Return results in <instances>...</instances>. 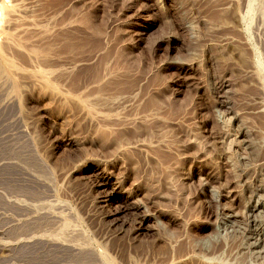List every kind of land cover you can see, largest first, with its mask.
Here are the masks:
<instances>
[{
    "label": "rangeland",
    "instance_id": "rangeland-1",
    "mask_svg": "<svg viewBox=\"0 0 264 264\" xmlns=\"http://www.w3.org/2000/svg\"><path fill=\"white\" fill-rule=\"evenodd\" d=\"M258 203L264 0H0V264H260Z\"/></svg>",
    "mask_w": 264,
    "mask_h": 264
},
{
    "label": "bare ground",
    "instance_id": "bare-ground-1",
    "mask_svg": "<svg viewBox=\"0 0 264 264\" xmlns=\"http://www.w3.org/2000/svg\"><path fill=\"white\" fill-rule=\"evenodd\" d=\"M258 206V208L257 209H260V208H262L263 209V207H264V204L263 203H258V204H256V207ZM257 209H255V210H257ZM259 232V231H258ZM257 232V233H258ZM262 238H264V234L262 235ZM255 239V238H254ZM259 240H261V239H258V240H256V241H254V242H251V243H246V244H248V249L249 248H256V249H258L259 248V243L257 242V241H259ZM246 248V247H245ZM247 249V250H248ZM246 250V251H247ZM258 251V250H257ZM248 252H249V250H248ZM259 257V256H258ZM263 263H264V261H262ZM262 262H260V264L262 263ZM255 264V263H254Z\"/></svg>",
    "mask_w": 264,
    "mask_h": 264
}]
</instances>
